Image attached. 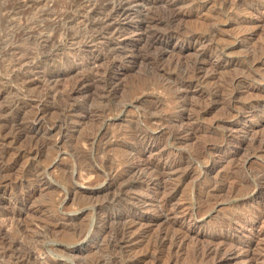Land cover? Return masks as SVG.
Masks as SVG:
<instances>
[{"label": "rangeland", "instance_id": "374dc122", "mask_svg": "<svg viewBox=\"0 0 264 264\" xmlns=\"http://www.w3.org/2000/svg\"><path fill=\"white\" fill-rule=\"evenodd\" d=\"M117 1L0 0V264H264V0Z\"/></svg>", "mask_w": 264, "mask_h": 264}, {"label": "bare ground", "instance_id": "6f19581e", "mask_svg": "<svg viewBox=\"0 0 264 264\" xmlns=\"http://www.w3.org/2000/svg\"><path fill=\"white\" fill-rule=\"evenodd\" d=\"M126 1H128V0H126ZM131 1V0H130ZM130 1H129V3H130ZM110 2V1H109ZM117 2H119V0L117 1ZM125 2V1H124ZM114 3V2H113ZM116 3V2H115ZM115 3H114V5H115ZM126 3V2H125ZM118 4V3H117ZM119 5H121V2H120V4ZM139 5V4H138ZM111 6V5H110ZM131 6V5H130ZM137 6V5H136ZM139 13V12H138ZM112 18V17H111ZM105 19V18H104ZM121 19V18H120ZM106 21H107V19H105ZM104 21V20H103ZM105 24V23H104ZM111 24V23H110ZM105 26V25H104ZM71 27V26H70ZM99 29H100V27H98ZM102 28H104V27H102ZM107 29H110V28H112V27H106ZM117 28V27H116ZM115 27H114V29H116ZM84 29V28H83ZM97 29V28H96ZM95 29V30H96ZM99 29H97V30H99ZM105 30V29H104ZM112 30V29H111ZM117 31H118V29H116ZM69 31V30H68ZM99 31H101V30H99ZM98 31V32H99ZM24 32V31H23ZM107 32V31H106ZM116 31H113L112 33L114 34ZM157 32V31H156ZM91 33V32H90ZM89 33V34H90ZM97 33V32H96ZM95 33V34H96ZM111 33V32H110ZM61 34V33H60ZM65 34V33H64ZM76 34V33H75ZM79 34V33H78ZM88 34V35H89ZM104 34V33H103ZM69 35V34H68ZM80 35V34H79ZM77 36V35H76ZM86 36V35H85ZM96 36V35H95ZM98 36V35H97ZM96 36V37H97ZM100 36V35H99ZM101 36H103V35H101ZM27 37V36H26ZM81 37V36H80ZM83 37V36H82ZM81 37V39H79L78 38V40H76L75 42H73V44L72 45H75L76 46V49H78V50H80V49H82V48H85V49H87L88 51V53H90V51L92 50V48L94 47V45H93V43H94V40L95 39H97V38H95L94 39V36L92 35V34H90L89 36H86V37H84V38H82ZM124 37V36H123ZM76 38V37H75ZM29 40V39H28ZM41 40V39H40ZM100 40V39H99ZM67 41V40H66ZM73 41V40H72ZM72 41H71V43H72ZM98 41V40H97ZM96 41V42H97ZM68 45V44H67ZM96 46V45H95ZM74 48V47H73ZM82 51V50H81ZM80 51V52H81ZM84 51H86V50H84ZM83 51V52H84ZM66 52V51H65ZM77 52V51H76ZM79 52V53H80ZM72 55V54H71ZM76 55V54H75ZM75 55H73L74 57H75ZM17 57V56H16ZM20 57V56H19ZM80 57V56H79ZM9 59V58H8ZM16 59V58H15ZM19 59V58H18ZM75 59V58H74ZM79 59V58H78ZM20 60V59H19ZM26 62V61H25ZM30 62H32V61H30ZM60 62V61H59ZM27 63V62H26ZM62 63V62H61ZM60 63V64H61ZM19 64H21V63H19ZM18 64V65H19ZM95 64V63H94ZM164 64V63H163ZM17 67V66H16ZM31 71V70H30ZM104 82V81H103ZM82 86V85H81ZM179 90V89H178ZM42 122V121H41ZM31 150V149H30ZM4 154V153H3ZM16 163V162H15ZM3 167V166H2ZM9 168V167H8ZM7 168V169H8ZM1 169V168H0ZM6 170V169H5ZM1 228V227H0ZM80 232V231H79ZM26 233V232H25ZM78 233V232H77ZM80 234V233H79ZM79 234H77L78 236H80ZM125 236V235H124ZM80 238V237H79ZM176 238V237H175ZM77 239V238H76ZM30 240V239H29ZM174 243V245L176 244V242H173ZM11 246V245H10ZM22 257V256H21ZM28 258V257H27ZM32 258V257H31ZM26 262V261H25Z\"/></svg>", "mask_w": 264, "mask_h": 264}]
</instances>
